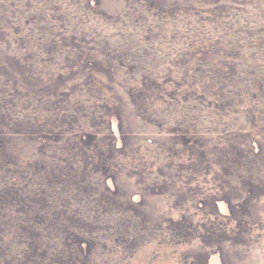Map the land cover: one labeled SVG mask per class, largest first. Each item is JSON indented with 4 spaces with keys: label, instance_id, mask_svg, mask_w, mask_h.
I'll list each match as a JSON object with an SVG mask.
<instances>
[{
    "label": "rangeland",
    "instance_id": "1",
    "mask_svg": "<svg viewBox=\"0 0 264 264\" xmlns=\"http://www.w3.org/2000/svg\"><path fill=\"white\" fill-rule=\"evenodd\" d=\"M0 264H264V0H0Z\"/></svg>",
    "mask_w": 264,
    "mask_h": 264
}]
</instances>
